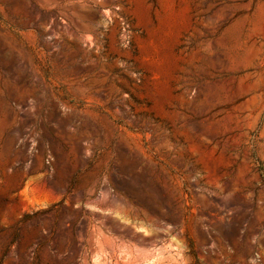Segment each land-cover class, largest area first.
Returning <instances> with one entry per match:
<instances>
[{
  "label": "rangeland",
  "instance_id": "374dc122",
  "mask_svg": "<svg viewBox=\"0 0 264 264\" xmlns=\"http://www.w3.org/2000/svg\"><path fill=\"white\" fill-rule=\"evenodd\" d=\"M0 264H264V0H0Z\"/></svg>",
  "mask_w": 264,
  "mask_h": 264
}]
</instances>
